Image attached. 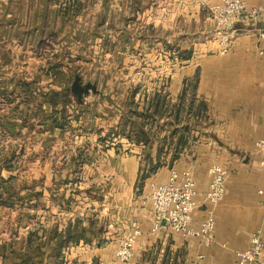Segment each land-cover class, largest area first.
I'll return each mask as SVG.
<instances>
[{"label":"crops","instance_id":"1","mask_svg":"<svg viewBox=\"0 0 264 264\" xmlns=\"http://www.w3.org/2000/svg\"><path fill=\"white\" fill-rule=\"evenodd\" d=\"M58 1L0 0V144L12 148L13 140L21 139L16 148L20 154L24 141L20 136L30 128L56 136L79 132L82 137L81 143L75 144L77 148L71 151L70 159L56 158L51 164L53 170L41 174L37 188H22V194L38 191L37 198L32 196L14 206H5L19 210L28 208L30 203L27 202L33 201L36 205H31L39 208V214L44 210L53 217L46 222L38 215L37 225L23 223L28 228L26 234L19 236L25 237L35 227L41 230L56 226L59 231L69 226L80 228L82 235L70 239V244L62 250L66 264H236V251L251 244L255 231L261 229L264 237V197L258 192L264 185V155L256 145V141L264 138V37L261 36L264 0H246L249 6H260L261 11L255 18L242 16L237 20L227 52L221 51L214 31L198 42L174 44L176 62L181 67L169 74L171 84L167 89L177 96L188 80L196 78V101H204L206 107L192 108L194 140L173 164H169L172 153H168L167 162L148 175L142 169L147 151L143 141H131L122 134H117L113 141L104 139L111 129L120 128L119 120L112 124L106 120L89 122L82 121L79 115L64 128L31 125L37 117L23 121L29 107L35 110L37 105L25 101L20 81L39 80L42 67L64 46L61 40L53 39L60 27L54 21L62 17L60 8L70 0ZM88 1L81 0L82 11L73 17L86 7L91 9ZM220 1L153 0V16L171 15L203 21L210 7ZM105 8L97 13L98 20L109 12L108 7ZM110 10L117 12L115 8ZM69 12L72 15L74 10ZM31 16L34 18L30 19ZM165 43L170 46L169 42ZM47 48L54 49V53L47 54L50 51ZM62 56L52 61H60ZM64 58L63 70L70 77L73 63L68 57ZM45 108L50 111L52 107ZM88 108L80 107L77 112L83 113ZM3 121L16 124L11 129L5 128ZM156 152L155 147L153 156ZM3 158L0 157V164ZM214 163L226 167L228 180L226 194L215 209L213 235L184 237L167 224L153 233L154 211L146 198L151 184L166 181L174 167L191 168L198 185L193 224L200 226L209 205L207 193ZM3 169L8 170L6 175ZM0 171L5 177H17L14 167ZM133 221L142 229L135 256L128 263H118L114 259L115 250L120 238L131 231ZM19 236L13 233L12 238H1L0 243ZM0 264H4L1 259Z\"/></svg>","mask_w":264,"mask_h":264},{"label":"rangeland","instance_id":"2","mask_svg":"<svg viewBox=\"0 0 264 264\" xmlns=\"http://www.w3.org/2000/svg\"><path fill=\"white\" fill-rule=\"evenodd\" d=\"M87 5H91V9L86 7V10L75 17L57 18L54 22L62 28L59 27L54 33L56 38H53L61 40L67 47L70 46L71 50L73 46L77 47L82 57L73 58L69 83H73L76 74L81 75L84 82L98 83L99 93L90 92L84 99L87 103L83 107L90 108L83 110V113L75 112L81 113V120L98 123L106 120L111 124L116 120L124 121L130 108L124 107L123 101L136 87V101L140 103L141 110H144L153 91L160 85L163 87L161 91L167 93L168 98L175 102L178 95L175 96L167 89L171 84L169 74L179 71L181 67L176 62L177 52L174 44L185 45L208 37L214 31L212 11L209 10L206 20L202 21L200 18L191 20L171 15L153 16V0H89ZM105 7H108L109 12L106 17H100L98 20L97 13L104 11ZM110 8H115L117 12ZM124 30L126 31L123 32ZM46 34L53 35L50 32ZM165 41L169 42V47ZM167 116L163 114L160 122ZM133 117L139 123L142 121L136 115ZM116 136L117 134L113 133L110 141ZM20 137L24 138L21 142L23 149L19 151L20 155L13 159L17 173L14 182L16 186H22L26 182L36 188L40 183L41 174L53 170L51 164L54 160H60L59 157L62 156L66 161L70 159L73 155L71 151L77 148L75 144L82 141L79 132L56 136L48 132H34L33 128L24 131ZM20 141L13 140L12 148L3 145L4 143L0 144V157H5L9 150L18 148ZM146 154L145 151V156ZM44 160L48 161L45 163ZM112 167L110 166L111 169ZM3 172L6 175L8 170L3 169ZM27 203H30L28 208L19 210L0 206V239L12 238L13 233L18 236L26 234L28 227H24L23 223L31 222L32 225H37L38 215L43 221L52 220L53 217L44 210H40L42 215L39 214V208L37 210L34 207L36 204H33V201Z\"/></svg>","mask_w":264,"mask_h":264},{"label":"trees","instance_id":"3","mask_svg":"<svg viewBox=\"0 0 264 264\" xmlns=\"http://www.w3.org/2000/svg\"><path fill=\"white\" fill-rule=\"evenodd\" d=\"M69 2V3H67ZM64 3L61 8V14L64 18L73 17L75 13L80 12L83 3L81 0H70ZM74 10L70 15L69 10ZM106 17V16H104ZM75 44V43H74ZM62 46L60 53H54V49H50L54 53V57L48 59V62L42 67V74L39 80H22L20 85L25 92V101L29 104L37 105L35 110H27L24 113V122L36 118L31 121V125L35 123L42 124L46 127L54 128L59 126L64 128L68 126L73 117H79V113H75L86 102L81 103L78 97L73 93L69 78L65 75L63 68L65 67V58L68 57L73 61L74 57L81 59V55L77 47ZM64 51V52H63ZM62 59L53 62V59ZM78 75V74H76ZM75 75V76H76ZM187 86L178 95L175 102H172L167 93H163L160 85L153 91L146 107L141 110L139 102L136 101L137 87L132 89L123 101L124 107L130 108L126 119L118 123L119 129H111L104 139L112 138L113 133L122 134L128 140L136 142L143 141L147 145L146 162L142 169L145 175L157 170L159 166L167 162V154L172 153L169 164H173L174 160L180 156L184 148L189 145L192 137L193 123L191 122L193 107H206L204 101L197 102V80L196 78L188 80ZM45 107H52L48 111ZM81 112V111H80ZM163 114L168 115L166 119L160 122ZM137 116L142 120L137 122L133 116ZM125 118V116H124ZM7 121V120H6ZM3 121L5 128H12L16 123L11 121ZM12 123V124H11ZM191 123V124H190ZM12 126V127H11ZM117 127V128H118ZM168 130L166 134H163ZM153 136V139H152ZM156 142L158 143L157 145ZM156 147V155L153 156V150ZM20 155L18 150H12L3 158L0 164L1 168L12 169L14 167L13 159ZM15 175L5 177L0 171V206H14L15 203L23 202L31 199L32 196L38 197V191H28L22 194V188H34L33 185H27L26 182L22 186H16ZM34 190V189H33ZM42 230V231H41ZM35 227L30 229L25 237L13 238L11 241H3L0 243V259L4 264H66L62 250L70 244V239L80 237L82 235L80 228L70 226L65 230L59 231L58 227L53 226L49 229Z\"/></svg>","mask_w":264,"mask_h":264},{"label":"built area","instance_id":"4","mask_svg":"<svg viewBox=\"0 0 264 264\" xmlns=\"http://www.w3.org/2000/svg\"><path fill=\"white\" fill-rule=\"evenodd\" d=\"M6 1V0H3ZM214 17V36L222 52H227L234 37L237 20L242 16L255 18L261 11L260 6H249L246 0H221L212 5ZM264 37V28L261 31ZM264 155V138L256 141ZM211 182L207 193L209 203L200 226L193 224L194 211L198 205L197 179L191 168H172L169 177L161 183H152L146 194L154 211L152 232L156 233L163 225H169L184 237H211L215 230V209L224 198L227 189L228 170L220 163L211 167ZM258 192L264 197V185ZM142 234L140 225L133 221L131 231L120 238L114 258L119 262H129L135 256V245ZM236 264H264V237L259 229L252 234L251 244L236 251Z\"/></svg>","mask_w":264,"mask_h":264},{"label":"water","instance_id":"5","mask_svg":"<svg viewBox=\"0 0 264 264\" xmlns=\"http://www.w3.org/2000/svg\"><path fill=\"white\" fill-rule=\"evenodd\" d=\"M71 89L81 103L84 102L85 96L90 92L99 93L98 83L95 81L84 82L81 75L75 76Z\"/></svg>","mask_w":264,"mask_h":264}]
</instances>
